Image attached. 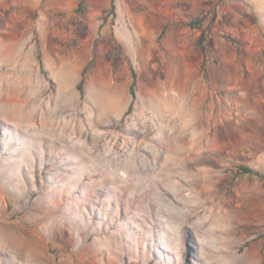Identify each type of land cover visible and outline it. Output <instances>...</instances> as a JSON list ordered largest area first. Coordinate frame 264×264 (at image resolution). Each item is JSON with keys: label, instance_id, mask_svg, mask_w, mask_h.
Segmentation results:
<instances>
[{"label": "rangeland", "instance_id": "rangeland-1", "mask_svg": "<svg viewBox=\"0 0 264 264\" xmlns=\"http://www.w3.org/2000/svg\"><path fill=\"white\" fill-rule=\"evenodd\" d=\"M79 2L0 0V264H264V0ZM117 14L138 51L113 38ZM4 83L22 88L13 120ZM163 100L203 146L170 178L136 167L164 157Z\"/></svg>", "mask_w": 264, "mask_h": 264}, {"label": "bare ground", "instance_id": "bare-ground-1", "mask_svg": "<svg viewBox=\"0 0 264 264\" xmlns=\"http://www.w3.org/2000/svg\"><path fill=\"white\" fill-rule=\"evenodd\" d=\"M21 38V37H20ZM13 41V39H12ZM6 43L5 41V37H0V47L3 48V46H5L4 44ZM9 43V42H8ZM13 44V43H12ZM17 44V43H16ZM15 44V45H16ZM15 45L13 47H15ZM11 46V45H10ZM9 49L10 47L7 46ZM19 47V46H18ZM17 47V48H18ZM16 48V47H15ZM13 50V48H10ZM16 50V49H15ZM5 50H3L4 52ZM14 51V50H13ZM18 51V50H17ZM16 51V52H17ZM8 52H10L8 50ZM7 53V50L6 52H4V54ZM13 53V52H11ZM10 53V54H11ZM3 55V54H2ZM16 56V55H14ZM18 56V55H17ZM23 56V54H22ZM4 58V56H2V59ZM24 58V57H23ZM7 59H9L7 57ZM16 59V58H15ZM21 60V59H20ZM4 61V60H3ZM8 61H12L11 60H8ZM18 61V59H17ZM6 62V60H5ZM16 62V61H15ZM10 64V62H8ZM17 63V62H16ZM21 62H19V65H20ZM13 64V63H12ZM15 64V63H14ZM11 65V64H10ZM17 65V64H16ZM18 65V66H19ZM9 66V65H8ZM14 66V65H13ZM12 66V67H13ZM22 66V64L20 65ZM17 67V66H16ZM15 68V67H14ZM18 70V69H17ZM62 70V69H61ZM15 71V70H14ZM19 71V70H18ZM58 71V70H57ZM73 70L71 69H66L65 70V74L64 76L62 77L63 78V81L68 83L70 78H71V72ZM13 72V71H11ZM21 72V71H20ZM63 73V72H61ZM60 73V74H61ZM56 74V73H55ZM21 81V80H20ZM12 81H10L11 83ZM18 82V81H17ZM9 83V84H10ZM23 84V82L21 83ZM5 83L3 84V87H4ZM7 85V84H6ZM21 86V85H19ZM2 89V88H1ZM4 89H6V97L4 96L3 98V101L6 102V100H10L11 104L8 105L7 103V111H6V115L9 116L10 118H13L16 117L22 110H23V105H24V99L22 98L23 95H17L19 91H21L22 88H19L18 89V85L15 83H12L10 86H6L4 87ZM24 90V89H23ZM68 93V92H66ZM22 94V93H20ZM69 95V94H68ZM19 100H18V99ZM172 99V98H171ZM14 103V101H16ZM173 101V100H172ZM170 101H161L160 102V105L162 106L160 108V118L162 120V122L166 123L168 122V124L171 126V128H168L170 131V133H168V136L164 137V140L162 141V144H163V152L165 153L164 154V157L162 160H157L156 162V166H155V163H154V169H151V167L148 165V164H144V160L143 159H140L138 156H136V162L138 163L136 165V167H139L141 166L142 168H140L139 170H145L146 172H150L151 174L153 175H156V176H168L169 178L170 177H174L176 174H179V171L182 169V167H178V165L175 167L173 166H170V163L171 161L173 160V158H176V160L178 159V157H184L185 154H187L188 152H191L194 157L196 156H199L201 154V151L203 149V146L201 145V143L199 141H197V138L199 136V132L197 131V129L195 128H192L190 127L192 121H195V118H193V114L191 112H189L188 110H186L185 108L184 109H179V107L177 108V103L176 102H171L170 105L166 104ZM172 107V109H171ZM119 108V103L117 101L113 102L111 104V106L107 107L106 110H105V113L106 114H109L110 113H113L115 112V110H117ZM168 109V110H166ZM176 113V114H175ZM19 116V115H18ZM108 116V115H107ZM106 116V117H107ZM109 117V116H108ZM18 118V117H17ZM48 118V116H47ZM16 120V119H15ZM9 121H11V119H9ZM53 118H51L46 124L45 126L47 128H49L50 132H52V134L54 135H57V132L58 131H62L63 129H61V125L60 124H57L55 123ZM12 122V121H11ZM14 122V121H13ZM65 128V127H64ZM200 129V128H199ZM65 132L63 131V134L61 137H63L65 140H69L72 136V132L69 130V129H64ZM82 135L84 134L83 131H81ZM166 134V133H165ZM48 135V134H47ZM202 135V134H201ZM163 139V138H162ZM101 140V139H100ZM178 141L176 144L174 143V141ZM214 147V146H213ZM158 150V149H157ZM161 155V154H160ZM160 157V156H159ZM107 158V157H105ZM159 159V158H158ZM195 159V158H194ZM179 161V160H177ZM172 165V164H171ZM111 167V166H110ZM139 172V171H137ZM140 173V172H139ZM139 173H136V174H139ZM143 173V172H142ZM141 174V173H140ZM146 173H144L145 175ZM141 176V175H140ZM146 176V175H145ZM144 176V177H145ZM147 177V176H146ZM154 177V176H152ZM142 178V176H141ZM140 179V177H139ZM153 179V178H152ZM159 185V183H158ZM160 186V185H159ZM160 196V195H159ZM166 199V198H165ZM167 202V201H166ZM166 204V203H165ZM169 205V204H168ZM169 208V207H168ZM176 209V208H175ZM174 209V210H175ZM176 211V210H175ZM174 211V212H175ZM178 212V211H177ZM175 215V214H174ZM227 226V225H226ZM9 233V232H8ZM9 240L11 241L12 245L13 246H16L18 248H21L19 245H21L22 243L20 242L21 239L18 238V237H9ZM31 245H26V250H28V253L29 252H34V249H32L30 247Z\"/></svg>", "mask_w": 264, "mask_h": 264}, {"label": "trees", "instance_id": "trees-1", "mask_svg": "<svg viewBox=\"0 0 264 264\" xmlns=\"http://www.w3.org/2000/svg\"><path fill=\"white\" fill-rule=\"evenodd\" d=\"M86 3H87V0H80V2H79V4H78V7H77V9H76V12H77V13H83V12H84V11H83V7L85 6ZM115 13H116L115 0H111L110 9L108 10L107 15H108V14L115 15ZM107 15H106V16H107ZM198 24H199L198 22H192V23L189 25V27H190L191 29H194V28L196 27V25H198ZM194 26H195V27H194ZM164 34H165V29L161 32V34H160L159 37H160V38L163 37ZM203 41H204V36L201 35L200 38H199V40H198V42H199V45H200V47L202 48V50L205 51V48L203 47ZM38 60H39V63H40V67H41V69L43 70L42 56H41V53H40V52L38 53ZM128 63H129V70H130V72H131V76H132V84H131V86H130V94H131V96H132V102H131V104L129 105L128 110H127L126 113H130V112L132 111V108H133V101H134L135 98H136V89H135V87H136V84H137V74H136V72H135V70H134V68H133V66H132V64H131V62H130L129 59H128ZM85 71H86V69H84L83 72H82V75H83V76H84V74H85ZM83 86H84V77L81 79V81H80V82L78 83V85H77V89L79 90V92H80L81 94H83ZM241 170H242L244 173H246V174H256V175L260 176L258 173H256V172H255L253 169H251V168L242 167Z\"/></svg>", "mask_w": 264, "mask_h": 264}, {"label": "crops", "instance_id": "crops-1", "mask_svg": "<svg viewBox=\"0 0 264 264\" xmlns=\"http://www.w3.org/2000/svg\"><path fill=\"white\" fill-rule=\"evenodd\" d=\"M110 4H111V2H110ZM106 15H107V13L104 14V16H106ZM115 22H116V27H115L114 31H112V36L116 40V42H118L119 44H122V45L123 44H127V45H130V46H134L135 42H136V48L135 47L132 48V51H138L140 49V45H141L140 34L136 33V41H135V39L130 36V35H132V33H127L126 30L124 29L123 22H125V19L124 18L121 19L119 14H117ZM132 27H133V24H132ZM37 29L40 30L39 27H37ZM32 52H36V47L35 46H33ZM31 57L33 58V53L31 55ZM29 66H31V67L34 66L32 61H31V64H29V61L26 64L27 69L29 68Z\"/></svg>", "mask_w": 264, "mask_h": 264}]
</instances>
